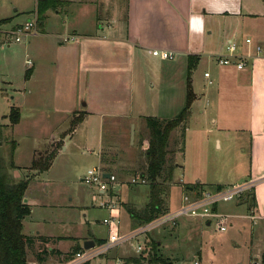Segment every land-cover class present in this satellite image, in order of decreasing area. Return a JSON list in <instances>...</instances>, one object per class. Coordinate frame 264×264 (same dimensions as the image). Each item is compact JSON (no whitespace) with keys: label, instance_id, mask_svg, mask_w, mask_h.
I'll return each mask as SVG.
<instances>
[{"label":"crops","instance_id":"crops-1","mask_svg":"<svg viewBox=\"0 0 264 264\" xmlns=\"http://www.w3.org/2000/svg\"><path fill=\"white\" fill-rule=\"evenodd\" d=\"M11 1L14 2H12L13 6H16L15 3L19 5L18 8L16 7L15 13L18 14L19 9L29 12L28 8L25 10L21 8V5L24 3L26 6L31 0ZM61 2L65 3L64 6L47 12L43 32L37 36L29 37L25 50L32 49L30 47L31 38H43L40 40L38 48L33 49V52L31 50V54L36 57L37 55L41 56L46 63L43 67L47 75L55 74L56 76L57 83L54 88L59 90L58 95L66 97L63 101L64 108L60 109L64 114L60 120L71 124L75 116L78 117L82 114L84 121L77 125L73 132H68L70 127L62 129L59 136L51 138L53 139L52 147L44 151L35 149L33 152L35 158L37 154L53 148L56 142L61 143L50 169L43 173L33 171V175H31L34 176V180L25 198L31 207V214L23 221V234L33 239L27 249V254L30 253L27 255L28 263L42 264V262L63 261L69 258L75 249L83 250L85 244L90 246L89 241L97 244L99 241L108 239L116 229L113 228L111 231L103 221L111 216H117L120 220L119 233H131L136 230L133 228L131 216L125 205L137 208L146 207L150 196L146 198V202L142 201L138 205L135 202L123 201V193L129 191L125 185L118 187L121 191L120 194L115 193L120 179L115 174L116 171L112 165H106L105 161L103 162L105 154L103 151L104 123L107 118L121 119L120 121L130 123L150 117L143 109L146 104L143 91L135 90L133 86V76L136 71L132 66H136L137 69V65H141L145 58L154 57L153 50H166L174 54V60H161L162 62H174L176 59L179 64L184 62L182 66L177 67L178 69L175 67L173 72H170L169 69L167 71L173 76L178 75L180 71L182 74L187 73L186 89L188 90L190 79L196 96L193 106L199 104V106L204 105L207 108L215 104L213 108L215 116L212 119L215 133L230 134L233 132L250 135L249 171L239 179L218 186L230 187L236 183L254 181L256 184L252 191L256 198V207L251 214L257 219L254 221L255 223L252 224L251 221L250 223L253 227L260 222L264 226V1L125 0V13L122 14L124 21H119L117 13L113 23L108 25L98 17L96 0H61ZM33 3L35 6L36 0H33ZM15 15L8 14L0 21L8 19V26L11 29H16L30 19L20 22L18 18L16 21ZM98 26H102L101 30H96ZM1 32H5V30L1 29ZM70 36L77 37V41L66 42L64 38ZM247 39H251L254 47H262L263 53L259 58L249 61L247 67L242 70L235 66L219 64L218 57L226 54V47L230 42L237 44L236 55H246L250 51V47L245 42ZM3 46L12 47L10 43L3 44ZM189 57L199 58L196 68L190 76ZM29 61L31 64H28ZM205 61L208 67L203 70L202 75L199 68ZM214 62L217 64L215 70L211 67ZM27 65H29L28 69H32L28 82L35 79L37 74L43 73L42 68L39 71L36 70V63L32 60H28ZM98 73L115 74L118 80L113 82L111 77H106V75L97 77ZM206 73L210 74L209 78L205 77ZM49 79L44 82L48 88L51 87ZM101 79L104 81L103 86H101ZM210 81L213 84H209ZM3 83L6 84V82ZM201 83L203 87H201ZM175 86L174 82L160 84L157 87L158 93L155 95L153 104L168 101L169 92ZM224 99L227 103L223 102ZM81 102L85 104L82 106ZM225 104H227L226 108L223 109L222 106ZM108 106H111V110H108ZM204 112L201 109V113ZM151 117L166 119L160 114ZM93 119L99 122L95 128V138H99L98 167H101L105 172V178L115 175L117 182L108 194L89 187L92 190L91 201L95 203L98 199H107L109 195L117 197L114 199L115 206L112 210L101 205H98L99 207L92 205L91 207L89 197L80 205L75 204L74 198L68 200L69 202H56L54 199H49L52 191L48 187L53 183L56 184L57 180L54 179L53 173L57 167L56 163L69 151L68 146L62 150L65 140L72 141L81 136V142L82 140L85 141L84 143L91 142L90 121ZM128 123L126 122V124ZM66 135H68L66 139H63ZM59 138L61 139L59 140ZM217 142L220 149L222 143L219 137ZM73 148L72 145L71 149ZM33 160L30 162L31 164ZM15 164L17 168L12 171L13 174L20 171L18 163L15 162ZM30 167L31 165L28 168ZM28 176V174L25 175V177ZM23 178H20L18 182ZM174 182L176 183V181H172L170 194L166 197L169 212L174 211L170 210L174 208L172 192L174 185H177L181 190V201L186 193L185 187L195 184L204 185L198 178L189 182L182 180L177 184ZM122 184L124 183L122 182ZM132 189L136 190L137 188ZM132 189L131 191H133ZM97 208L105 213L101 223L108 229L106 238L97 236L91 229L92 222H95V209ZM222 208L231 214L234 220L246 218L247 214L244 216L247 213L245 205L234 206L232 203L223 205ZM81 214H84L85 226L88 227L84 226L85 230L79 232L81 234L69 235L67 231H69L70 225H84L82 222L77 224L74 220L75 216H81ZM123 215L128 218L124 227H122L121 221ZM231 226L233 228L234 225ZM58 227L62 234L55 232ZM262 229L259 230L262 231ZM42 237L48 238L50 241L43 243ZM136 243H138V239ZM133 250L136 252L135 246L131 247L129 243L114 249L106 256V259L107 261L114 260L116 264H134L129 260L139 257L129 255ZM136 254L138 253L136 252Z\"/></svg>","mask_w":264,"mask_h":264},{"label":"rangeland","instance_id":"rangeland-1","mask_svg":"<svg viewBox=\"0 0 264 264\" xmlns=\"http://www.w3.org/2000/svg\"><path fill=\"white\" fill-rule=\"evenodd\" d=\"M0 2V19L6 17L8 14H16V21L19 18L20 22H25L28 18H31L36 6H34L33 0L26 5L27 7L23 3L21 8L25 10L29 9V12L33 9L32 12L29 13L19 9V13L17 14L15 10L19 6L18 4L15 3L16 6H13V1L11 0ZM96 4L98 17L101 21H105L107 25L113 23L117 13L119 21H124L125 0H96ZM18 28L11 29L7 23L1 26V29L5 30V32H14ZM101 28L102 26H98L96 30H101ZM42 39L41 37H33L30 39L32 52ZM5 41V44L10 43L12 47L0 46V124L5 126L2 154L5 158L8 156L10 142L12 140L18 143L15 162L20 166V171L14 174L12 172L13 180L18 182L23 176L26 178L25 175L27 174L29 176L33 175V171L28 167L34 158V150L41 149L44 151L52 147L51 142L53 139L51 138L59 136L62 129L71 127V124L60 120L64 115L60 109L64 108L63 101H65L66 97L63 95L59 96V90L54 88L57 83L55 74L47 75L43 67L46 63L41 56L37 55L36 57L32 55L31 50H28V48L25 50L28 37L26 38L25 36L22 42L17 43L13 38L6 36ZM96 55L98 54L96 53ZM28 60L36 63L37 71L40 68L43 69V73L37 74L36 78L31 82H28L29 79H26V71L29 67L27 65ZM183 63L182 61V64H179L177 59L174 62H162L157 57H150V59L147 57L141 65H137V69L135 68L136 66H132L136 71V73L133 72L135 73L133 76V86L135 90L143 91L144 98H146V104H144L143 109L148 116L151 117L155 114H160L163 118H166L162 120H172L185 108L187 101V73L184 72L182 74L180 71L179 76H173L167 71L169 69L170 72H173L175 67L182 66ZM205 63L207 62H202L199 68L202 75L203 70L208 67ZM211 67L215 70L217 64L214 62ZM105 75L106 77L110 76L113 82L118 80L115 74L107 75L98 73L97 77H104ZM47 79L51 83V87L49 88L44 83ZM3 82H6V84ZM100 82L102 84L101 86H103L104 81L101 79ZM173 82L176 86L170 90L169 100H166L165 103L153 104L155 95L158 93L157 87L160 84ZM122 84L125 85V83ZM201 87H203V84ZM228 99L230 100V98ZM223 102L227 103L225 99ZM84 104V102H81L82 106ZM193 104L189 119L172 133L168 146L169 154L167 163H173L176 170L173 179L176 183H174L177 184L180 180L189 182L198 178L202 180L207 189H212L219 184H225L246 175L250 169L251 160L250 135L233 132L230 134L215 133L212 127V119L215 116L213 110L215 104L207 108L204 105L199 106V104H195L193 106ZM226 105H223L222 108L225 109ZM14 108L19 109L21 112V121L16 126H12L10 122L11 111ZM201 109L205 112L201 113ZM108 110H111V106H108ZM120 120L107 118L104 123L103 151L105 154L103 162L105 161L104 163L106 165H112L116 171L115 174L120 179V184H117L115 193L120 194L121 191L118 187L125 185L129 191L123 193V201L135 202L139 205L140 202L147 201L146 198L150 196V188L144 185H133L132 179L142 173L144 171L143 167L146 166L145 151L141 148L140 143L142 138L147 139L149 137V132L145 120L130 123L126 121L128 124ZM98 123L96 119L90 121L91 142L84 143V140L81 142V136H78V138L72 141L66 139L68 135L63 138L66 140L62 150L68 146L69 151L66 156L61 159L59 158L60 161L58 160L56 163L57 167L53 171L55 175L54 179H57L55 181L56 184L53 183L48 187L52 191V194L49 195L50 200L69 202L68 200L74 198L75 204L80 205L86 199L88 200L89 197L91 207L92 205L99 207L98 205L106 202V200L117 199V197L109 195L110 199L108 197L107 199L100 200L97 196L98 201L93 203L91 201L92 190L89 188L90 186L82 182L87 172L90 169L98 167L99 164V138H95V128ZM133 125L136 126L135 139L132 144L131 133ZM218 137L222 143L220 149L218 148ZM59 143L56 142L55 146L47 150L46 153L48 151L51 152L53 149L58 150L61 147V143L60 145ZM72 145L74 146L73 149H71ZM46 153H40L39 155L46 156ZM243 184L245 183H236V185ZM132 188L137 189L133 190ZM172 192L174 208L170 210L175 211L180 207L181 190L177 185H174ZM248 193L252 194V192ZM248 193L243 194L240 199H237L233 203L234 206L245 205L247 213L244 216L246 214L250 215L253 212V209L248 211L247 205L245 203L243 204ZM190 195L195 196V193ZM231 204L226 203L224 205ZM222 207L223 205L220 208L221 211L227 213ZM104 214L100 208L95 209V222H92L91 229L97 236L106 238L108 237V229L101 223ZM74 220L77 224L82 222L84 225L67 226L69 229L67 233L69 235L81 234L79 232L81 230L84 231L88 227L85 226L84 214L75 216ZM127 220L126 215L121 217L122 227H124L125 222L127 224ZM250 221L252 224L255 223L246 218L236 220L232 218L230 219V223L234 225L233 228L230 225L225 233H218L213 223L208 225L209 223L205 220L185 217L179 219L174 226L166 225L153 229L146 236L142 235L138 239V242L143 246L144 251L147 243L150 245L151 242H159L160 255L166 261L173 262V264H264V226L260 222L257 226L255 225L253 227ZM261 228H263L262 231L259 230ZM110 230L113 231L112 228ZM55 232L62 234L60 233L62 231L59 227ZM136 242L135 240L131 241L130 246L134 247L137 244ZM28 254L30 253L28 252ZM129 255H134L135 257L142 256V254H136L134 250ZM91 264L116 263L114 260L107 261L106 257H104L92 261ZM142 264L149 263L143 262Z\"/></svg>","mask_w":264,"mask_h":264},{"label":"trees","instance_id":"trees-1","mask_svg":"<svg viewBox=\"0 0 264 264\" xmlns=\"http://www.w3.org/2000/svg\"><path fill=\"white\" fill-rule=\"evenodd\" d=\"M64 4L61 0H41L38 3L36 11L34 10L33 12L37 13L38 30L40 33L43 32L47 12L57 10L59 7L64 6ZM8 22V19L0 21V46L5 44L7 36L4 32H1V26ZM188 61L190 76L191 72L196 68L199 58L189 57ZM31 73L32 69L26 71V79L30 78ZM195 99L196 96L189 79L186 106L176 118L162 120L156 117H146L144 119L149 137L147 139L142 138L140 146L145 151L146 166L143 167L144 171L142 173L136 175V178L146 181L145 185H148L150 188V201L143 208L125 205L126 210L131 216L133 228L137 229L169 213L168 199L166 197L170 194V185L174 178L175 165L167 163L168 146L172 133L189 119L191 107ZM20 121V110L16 108L12 109L10 115L12 126L18 125ZM83 121L84 115L75 116L71 121L69 131L73 132L76 126ZM4 128L5 126L0 124V264H29L27 249L30 247L33 239L23 234V221L31 214V207L27 203H24V199L33 183L34 176H28L19 182L13 180L11 172L17 168L15 153L18 143L15 140L10 142L9 154L5 158L2 154ZM58 150L53 149L51 152H45L48 156L37 154L29 169L38 173L48 171ZM223 188L225 187L216 186L215 188L207 189L204 185L195 184L185 187V192L195 193V195L200 196L206 191H220ZM251 192L252 194L248 193L247 198L245 197L246 199L243 202V204L247 205L248 211L256 207V198L253 191ZM41 241L48 243L50 239L42 237ZM147 244L142 256L138 259L133 258L129 262L134 264H142L143 262L149 264H173V262L166 261L160 255L159 242ZM78 251L80 250L75 249L73 254Z\"/></svg>","mask_w":264,"mask_h":264},{"label":"built area","instance_id":"built-area-1","mask_svg":"<svg viewBox=\"0 0 264 264\" xmlns=\"http://www.w3.org/2000/svg\"><path fill=\"white\" fill-rule=\"evenodd\" d=\"M40 1L41 0H36L35 11ZM4 33L13 38V40L17 43L22 42L25 36L26 38H29L31 36L39 35L40 32L38 30L37 13L33 12V16L16 31ZM64 39L66 42L77 41V37L72 36L65 37ZM245 42L250 47V51L246 55H236L237 44L230 42L226 47V54L218 57L219 64L223 66H235L239 70H242L247 67L249 61L259 58L262 55V47H254L251 39H247ZM152 55L162 61H171L175 58L172 52L166 50H153ZM28 64H31V62L29 61ZM209 76V73L205 74L206 78H209ZM209 84H213L212 81H210ZM82 182L87 186L94 187L108 194L111 190H113V185L117 182V177L115 175H110L109 178H105V172L103 169L101 167H96L87 172ZM132 184L145 185L146 181L134 178L132 179ZM255 184L256 183L254 181H250L243 185L225 187L220 191H206L200 196H193L188 193L184 194L181 205L177 210L172 213L169 212L166 215H163L162 217L137 228L131 233L120 234L118 232L120 220L117 216H111L103 221V223L110 229H116L115 232L110 234L108 239L95 244L89 249L78 251L67 260L42 264H90L98 258L106 257L118 247L129 244L133 240L137 241V239H139L142 235L146 236L153 229L166 225L174 226L177 224L179 219L185 217L190 219L205 220L209 223V225L213 223L215 224L214 228L216 232L225 233L231 225L230 219L234 217L228 213H223L220 209L221 206L226 203H234L237 199H240L243 194L251 192L255 187ZM101 206L110 210L114 209V198L102 203ZM246 218L252 221H256L257 219V217L253 214L247 215ZM135 251L138 254H142L144 251L143 246L139 242L135 245Z\"/></svg>","mask_w":264,"mask_h":264},{"label":"water","instance_id":"water-1","mask_svg":"<svg viewBox=\"0 0 264 264\" xmlns=\"http://www.w3.org/2000/svg\"><path fill=\"white\" fill-rule=\"evenodd\" d=\"M131 135H132V144H133L134 139H135V126H134V125H133V127H132V133H131ZM109 177H110V175H109ZM24 203H27V199H24ZM208 225H209V224H208ZM88 243H90V246H89L88 244H85V245H84V248H85V249H89V248H91V247H93V246L95 245V243L92 242V241H89Z\"/></svg>","mask_w":264,"mask_h":264}]
</instances>
